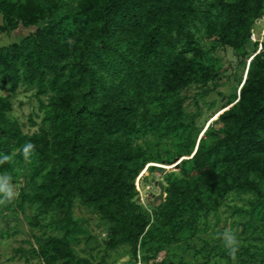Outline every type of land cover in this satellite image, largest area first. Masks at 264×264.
Here are the masks:
<instances>
[{
    "label": "trees",
    "instance_id": "1",
    "mask_svg": "<svg viewBox=\"0 0 264 264\" xmlns=\"http://www.w3.org/2000/svg\"><path fill=\"white\" fill-rule=\"evenodd\" d=\"M0 14L3 32L31 29L0 45V174L14 172L25 145H33L17 211L31 205V223L47 221L51 232L36 249L44 264H94L76 252L87 233L77 202L107 222L108 248L131 245L135 253L157 237L161 249L184 239L200 212L231 194L250 195L247 211L264 238V42L260 51L254 43L239 94L218 117L222 128L197 149L195 121L186 122L181 97L219 78L218 48L246 54L264 0H0ZM23 84L44 97L32 135L12 119L3 94ZM151 134L174 153L163 157L138 142ZM181 159L182 177L171 175L153 218L140 203L137 179L150 161ZM206 246L209 264L216 247ZM257 248L243 246L231 262L264 264V248Z\"/></svg>",
    "mask_w": 264,
    "mask_h": 264
},
{
    "label": "rangeland",
    "instance_id": "2",
    "mask_svg": "<svg viewBox=\"0 0 264 264\" xmlns=\"http://www.w3.org/2000/svg\"><path fill=\"white\" fill-rule=\"evenodd\" d=\"M3 24L4 19L0 14V27ZM30 31L31 29L20 27L12 33H7L0 28V45L19 41ZM254 33L256 40L262 39L264 19L258 21ZM256 40H251L252 42L247 44L248 53L246 52L245 55L239 54L231 47L218 48L213 55L220 60L222 67L219 78L212 82L210 87L202 88L199 85H192L181 91L186 122L195 121L196 149L204 139H207V134L211 129L222 128L223 125L218 122V117L225 110L226 103L239 94L246 74L247 61L256 50L254 44ZM203 44L210 47V42L205 39ZM3 94L11 98L13 110L10 115L12 119L18 121L26 134L36 133L44 117V111L41 109L44 97L37 96L36 89L27 84L21 85L15 93H11L8 87ZM144 141L148 149L151 147V152L156 154L159 150L163 151L161 152L163 157L166 154L165 151L168 153L169 149H172V153L175 151V147H168L166 142L165 145L156 144L159 139L153 134L138 140L140 143ZM182 160H177L173 164L150 161L137 179L140 203L153 218L158 216L162 210L161 204L166 202L165 189L169 179H175L170 178L171 175L175 174L176 178L182 177L178 169ZM30 161L31 159L25 158L23 162H17L14 172L0 174V177L9 178L16 193L11 201L4 200L0 196V264H44L42 256L36 249L40 245L38 238L51 232L47 221L43 226L36 222H34L36 225L31 223V218L34 217V206H27L26 213L17 211V200L21 188L26 186L27 178L30 176ZM249 198L250 195L231 194L219 208H214L210 212H200L197 221L188 227L184 239L170 242L161 249L162 241L157 237L155 240H149L147 245L140 246L136 254L131 245L108 248L106 245L109 232L107 222L101 218L100 214L77 202L74 213L83 219L87 233L77 242L76 252L84 258H89L94 264H147L145 257H151L148 264L163 260H167L169 264L172 262L170 258H173L176 263L183 260L187 264H208V251L203 247L207 248L206 242H209L216 247L214 254L217 255L212 257L209 264H234L231 261L233 259L237 261L239 257L235 254L233 258L230 254L231 249L227 245V237H234L235 253L241 252L243 246L251 247L257 252H259L258 246L264 248V238L259 233L260 226L256 219L257 216L253 218L247 211ZM42 222H44V217ZM221 246L229 252H221Z\"/></svg>",
    "mask_w": 264,
    "mask_h": 264
},
{
    "label": "clouds",
    "instance_id": "3",
    "mask_svg": "<svg viewBox=\"0 0 264 264\" xmlns=\"http://www.w3.org/2000/svg\"><path fill=\"white\" fill-rule=\"evenodd\" d=\"M33 149V145L32 144H27L25 145L23 151H24V155L25 158H28L30 151ZM6 159V158H5ZM15 191L10 183V180L8 177L4 176V177H0V196L3 197L4 200H8L11 201L12 199L15 198ZM235 244L236 241L234 239V237H227V245L230 247L231 249V255L233 256V258H235Z\"/></svg>",
    "mask_w": 264,
    "mask_h": 264
},
{
    "label": "built area",
    "instance_id": "4",
    "mask_svg": "<svg viewBox=\"0 0 264 264\" xmlns=\"http://www.w3.org/2000/svg\"><path fill=\"white\" fill-rule=\"evenodd\" d=\"M252 40H256L254 31H253V35H252ZM256 41H259V43H260V46H259V51H260L262 49V47H263L264 36L262 37V39L260 38V40H256Z\"/></svg>",
    "mask_w": 264,
    "mask_h": 264
}]
</instances>
